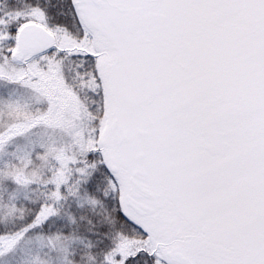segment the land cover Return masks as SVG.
Here are the masks:
<instances>
[{
    "label": "snow or ice",
    "instance_id": "6c2138e0",
    "mask_svg": "<svg viewBox=\"0 0 264 264\" xmlns=\"http://www.w3.org/2000/svg\"><path fill=\"white\" fill-rule=\"evenodd\" d=\"M0 264H264V0H0Z\"/></svg>",
    "mask_w": 264,
    "mask_h": 264
}]
</instances>
